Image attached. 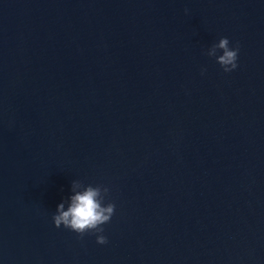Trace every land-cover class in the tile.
Listing matches in <instances>:
<instances>
[{
	"label": "water",
	"instance_id": "95a60500",
	"mask_svg": "<svg viewBox=\"0 0 264 264\" xmlns=\"http://www.w3.org/2000/svg\"><path fill=\"white\" fill-rule=\"evenodd\" d=\"M0 264H264V0H0Z\"/></svg>",
	"mask_w": 264,
	"mask_h": 264
},
{
	"label": "clouds",
	"instance_id": "9594fccd",
	"mask_svg": "<svg viewBox=\"0 0 264 264\" xmlns=\"http://www.w3.org/2000/svg\"><path fill=\"white\" fill-rule=\"evenodd\" d=\"M187 11V10H185ZM239 43L230 47L227 37H221L207 49L206 55L215 57L223 72L230 73L237 68ZM221 54L217 55V52ZM205 69H201L203 74ZM77 189H81L77 191ZM73 194L68 197L67 204L61 202L57 205L52 216L54 227L63 226L83 238L84 234H95L96 243L104 245L108 243L107 237L103 235V225L110 222L115 213V204L105 203V197L109 189L102 185L82 184L81 181L72 182Z\"/></svg>",
	"mask_w": 264,
	"mask_h": 264
}]
</instances>
